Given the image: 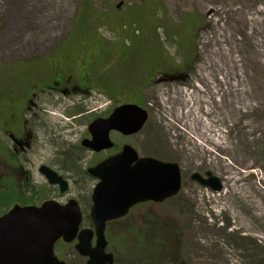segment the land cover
I'll list each match as a JSON object with an SVG mask.
<instances>
[{
    "label": "rangeland",
    "instance_id": "1",
    "mask_svg": "<svg viewBox=\"0 0 264 264\" xmlns=\"http://www.w3.org/2000/svg\"><path fill=\"white\" fill-rule=\"evenodd\" d=\"M119 1L123 3L116 8ZM248 2L252 3L254 9L264 7V0H246L244 3ZM212 3L213 0H200V4H190L187 0H0V81L11 84L18 79L24 80L27 72H38L45 59L52 57V50L71 36H74L72 42L79 38L74 51L86 50L84 47L90 46L94 36L93 41L106 50L112 48L111 52L128 53L136 61L140 56L150 54L154 70L160 68L157 64L161 59L169 66L174 61L179 63V53L193 54V61L200 64L201 58L209 50L206 39L217 35L223 24H238L244 28V32H235V42L244 37L245 31H251L250 22L241 26L231 13L216 16L218 21L210 25L206 10ZM78 8L84 9L91 19L84 17V22L89 24L84 28L81 27L85 25L82 19H75L79 14ZM250 10L249 7L244 9L248 17ZM256 27L261 29L264 38V23ZM261 42L262 39L255 40L257 45ZM232 45L233 58L250 56L248 49L237 52ZM111 57L120 56L114 54ZM198 63L192 68V79L183 86L152 85L148 91L152 97L148 101L151 103L150 117L142 130L128 139L141 155L178 163L182 171V187L177 195L161 203L137 205L126 217L108 224V250L115 253V264H141L138 260L134 261L136 254H132L139 247L136 245V233L144 232L149 236L152 228L158 230L166 227L167 230L171 225L177 229L173 235V246L167 255L163 254L148 264H227L230 258L238 260L239 264H264L261 240H251L244 235V229H235L237 225L230 213H216V206H223L224 199H209L215 191L192 178L197 172L204 178L207 172H211L221 180L222 189L228 190L230 182L226 165L241 168L244 172L253 169L264 175V131L249 133L246 128L243 129V139L249 142L248 155L251 156V167L244 169L237 162L240 151L236 150H215L223 163L217 160L218 164H208L206 154H202L191 141L181 138L180 131L177 133V128L170 124V121H174L179 127L190 131L176 120L178 117L174 118V113L178 116L185 109L183 100L186 98L181 91L191 95L196 91L193 82L199 79ZM242 63L234 62L239 72L236 74L238 78L240 72L247 70L240 67ZM255 70L249 66L247 71L254 73ZM248 78H251L250 74ZM192 132L195 133L194 130ZM254 176L252 173L251 178ZM14 177V173L0 172V214L15 203H25ZM34 177L40 178L38 172L34 173ZM95 182L90 179L81 192L89 195ZM37 185L34 189L43 193L40 182ZM260 186L264 190V181ZM25 193L29 194L28 189H25ZM261 198L264 202V195ZM230 205L236 207L253 228L263 232L264 218H256L247 202L232 195L226 206ZM163 235L169 236L165 231ZM58 242L60 244L56 247ZM58 242L55 244L56 252L67 264H86L72 245H65L62 240Z\"/></svg>",
    "mask_w": 264,
    "mask_h": 264
},
{
    "label": "flooded vegetation",
    "instance_id": "2",
    "mask_svg": "<svg viewBox=\"0 0 264 264\" xmlns=\"http://www.w3.org/2000/svg\"><path fill=\"white\" fill-rule=\"evenodd\" d=\"M73 38L66 37L55 47L38 72H27L24 80L11 84L0 81V172L14 173L13 180L25 200L17 204L65 203L74 198L84 218L88 217L91 194L84 195L81 188L90 179L97 181L89 170L119 153L123 145L133 146L128 140L132 135L110 130L112 145L94 149L88 145L93 138L90 125L127 104L146 109L149 117L152 85L183 86L192 79L198 61H193V54L179 53V63L169 66L161 59L160 68L154 70L150 54L136 61L128 53L106 50L93 38L86 50L74 51L79 38L72 42ZM114 54L120 57L112 59ZM43 170L65 180L66 190L61 191L59 182L50 183ZM39 182L43 193L34 189ZM86 226L93 227L91 222Z\"/></svg>",
    "mask_w": 264,
    "mask_h": 264
},
{
    "label": "water",
    "instance_id": "3",
    "mask_svg": "<svg viewBox=\"0 0 264 264\" xmlns=\"http://www.w3.org/2000/svg\"><path fill=\"white\" fill-rule=\"evenodd\" d=\"M146 118V111L136 105L117 108L109 118L90 126L93 139L88 145L94 149L109 147L111 129L134 133L140 130ZM42 172L50 183L59 182L61 191L66 189L65 182L55 172ZM90 172L99 178L93 189L90 209L94 230L84 228L79 231L81 214L74 199L66 204L52 200L40 206L16 204L0 216V264H65L53 251L54 243L60 238L64 242L76 238L75 249L88 257L87 264H113V254L105 251L106 222L123 217L139 202H162L181 188L177 163L150 156L138 157L129 145H124L119 154L105 159ZM206 175L204 178L197 172L192 178L214 191L220 190L221 180L211 172Z\"/></svg>",
    "mask_w": 264,
    "mask_h": 264
},
{
    "label": "bare ground",
    "instance_id": "4",
    "mask_svg": "<svg viewBox=\"0 0 264 264\" xmlns=\"http://www.w3.org/2000/svg\"><path fill=\"white\" fill-rule=\"evenodd\" d=\"M187 1L190 4H200V0ZM213 1V5L206 10L210 16L207 20L210 25L218 21L216 16L231 13L241 26H246L247 22H250L251 31H245L244 37L235 42V32L238 30L244 32V28H240L238 24L225 23L217 35L206 39L209 50L197 66L199 79L193 82L196 91L191 95L182 90L181 94L186 98L183 100L185 109L181 110L178 116L174 113V118L178 117L176 120L190 131L179 127L174 121H170V124L177 128V133L180 131L181 138L191 141L202 154H206L208 164H218L220 161L223 163L215 150H236L240 151L237 155L238 164L248 169L251 167V156L248 155L249 142L243 139V129L246 128L249 133L264 131V38L261 29L256 27L264 23V7L254 9L252 3H244L246 0ZM247 7L251 9L249 17L244 12ZM260 39L263 42L260 45L255 44V40L260 41ZM232 44L237 52L248 49L250 56L242 57V59H239V56L233 58L230 50ZM235 61L243 62L240 65L241 68L246 67L248 70L249 66H253L256 70L254 73H248L247 70L244 73L240 72V78H238L236 74L239 72L234 64ZM248 74L251 76L250 79ZM188 96L192 99L189 100ZM193 130L195 133L192 132ZM226 168L228 169L227 179L230 182L229 189L221 188L209 196V199L215 201L220 199L225 201L223 206L221 204L216 206L215 212L230 213L237 225L235 229L237 227L244 229L246 231L244 235L251 240L260 239L264 248V228L263 232L258 231L253 228L247 218L240 215L236 207L226 206L230 196L236 195L248 203V207L252 209L256 218H264V202L261 198L264 190L260 186V183L264 181V175L253 169L251 172H244L235 166L233 168L226 165ZM252 173L255 174L254 178H251ZM227 264H239V261L230 258Z\"/></svg>",
    "mask_w": 264,
    "mask_h": 264
},
{
    "label": "trees",
    "instance_id": "5",
    "mask_svg": "<svg viewBox=\"0 0 264 264\" xmlns=\"http://www.w3.org/2000/svg\"><path fill=\"white\" fill-rule=\"evenodd\" d=\"M77 12L79 13L75 19H82L84 22V17L87 19L86 11L84 9L78 8ZM88 20H91L88 18ZM85 23V22H84ZM147 226V225H146ZM146 228V227H145ZM161 227L160 229L152 228L149 236L143 233H136V245L139 246L136 248L135 252L132 251V254H136L134 256V261L140 262L141 264H148L153 260H157L158 257H162L163 254L167 255L170 248L173 246V235L177 232V229H174L173 226ZM163 231H165L169 236H164ZM143 247V248H142Z\"/></svg>",
    "mask_w": 264,
    "mask_h": 264
}]
</instances>
